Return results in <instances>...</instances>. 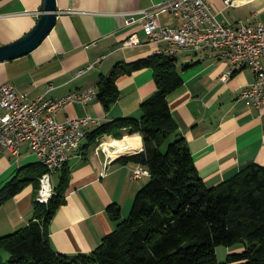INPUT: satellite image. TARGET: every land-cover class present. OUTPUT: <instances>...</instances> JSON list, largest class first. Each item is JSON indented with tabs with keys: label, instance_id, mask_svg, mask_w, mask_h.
Masks as SVG:
<instances>
[{
	"label": "crops",
	"instance_id": "crops-1",
	"mask_svg": "<svg viewBox=\"0 0 264 264\" xmlns=\"http://www.w3.org/2000/svg\"><path fill=\"white\" fill-rule=\"evenodd\" d=\"M167 1L57 0L58 18L49 37L31 54L0 63V85L13 83L17 93L26 95L29 101L40 97L59 101L75 92L97 89L100 79L110 77L117 65L128 66L165 49V44L148 42L140 13L159 12ZM208 1L221 23L235 28L264 24V0H238L233 7H227L222 0ZM43 4L44 0H0V47L33 31ZM134 13L140 21L127 26V17ZM158 18L162 27L182 26V21L169 12L159 13ZM133 35L141 44L125 46ZM173 60L183 84L167 101L179 137L187 141L206 187H217L252 164L264 167V110L247 108L240 99L243 89L255 83L254 71L229 65L220 50H178ZM90 66L94 67L78 75ZM228 73L231 76L225 83L222 77ZM117 86L120 98L108 112L96 98L85 106L72 104L56 115L59 122L86 116L96 120L85 130L81 149L68 163L72 175L67 203L49 225L51 244L63 255H89L99 248L116 229L108 208L118 206L122 219H127L138 192L150 179L135 180L133 170L140 164L127 161L144 151L140 134H131L127 129L115 131L98 139L95 147L89 146L88 136L99 127L121 119L140 120L141 105L158 89L154 71L149 68L121 77ZM127 147L134 149L118 151ZM33 166L38 170H27ZM44 171L26 143L19 156L10 151L1 155L0 190L16 177L30 182L21 193L0 205V238L35 219L38 179ZM60 174L54 177L60 178ZM58 184L59 180L54 187ZM243 250V245L228 249L229 255Z\"/></svg>",
	"mask_w": 264,
	"mask_h": 264
},
{
	"label": "trees",
	"instance_id": "trees-1",
	"mask_svg": "<svg viewBox=\"0 0 264 264\" xmlns=\"http://www.w3.org/2000/svg\"><path fill=\"white\" fill-rule=\"evenodd\" d=\"M146 68L154 71L158 89L141 105L142 118L116 120L88 136L91 147L115 131L127 129L142 136L144 151L127 161L146 167L150 179L138 192L129 217L123 220L118 206L109 207L107 214L116 229L89 255L55 251L49 225L67 203L72 175L67 164L49 204L36 202L35 219L0 238V264H264V167L252 164L231 180L206 187L187 141L179 137L167 101L183 84L173 58L155 55L128 66L117 65L110 77L100 79L97 98L108 112L120 98L118 80ZM29 182L20 177L10 181L0 190V205ZM238 245L244 246L242 252L219 262V247Z\"/></svg>",
	"mask_w": 264,
	"mask_h": 264
},
{
	"label": "built area",
	"instance_id": "built-area-1",
	"mask_svg": "<svg viewBox=\"0 0 264 264\" xmlns=\"http://www.w3.org/2000/svg\"><path fill=\"white\" fill-rule=\"evenodd\" d=\"M233 7L238 0H222ZM169 12L182 21L179 28L162 27L159 13ZM143 15L144 32L152 45L165 44L157 55L173 58L178 50H220L227 63L237 69L251 68L255 75L254 84L243 89L240 99L247 108L264 110V24L241 25L238 28L217 20L208 0H168L159 7V12ZM140 20L129 14L126 25ZM96 45V43H94ZM141 41L137 35L129 37L124 45L137 47ZM94 66L79 71L82 76ZM231 73L222 77L228 82ZM52 89V87H51ZM98 95L97 89L75 92L54 101L40 97L29 101L19 95L13 83L0 85V157L5 151L19 156L23 144H28L37 156L45 173L39 178L36 202L48 205L55 194L53 177L67 165L74 153L81 149L86 138L85 130L96 120L92 116L59 122L56 115L72 105H88ZM106 173H104L105 175ZM150 177V171L141 165L133 170L135 180Z\"/></svg>",
	"mask_w": 264,
	"mask_h": 264
},
{
	"label": "water",
	"instance_id": "water-1",
	"mask_svg": "<svg viewBox=\"0 0 264 264\" xmlns=\"http://www.w3.org/2000/svg\"><path fill=\"white\" fill-rule=\"evenodd\" d=\"M58 13L57 0H44L33 31L15 43L0 47V63L27 56L39 48L55 28Z\"/></svg>",
	"mask_w": 264,
	"mask_h": 264
},
{
	"label": "rangeland",
	"instance_id": "rangeland-1",
	"mask_svg": "<svg viewBox=\"0 0 264 264\" xmlns=\"http://www.w3.org/2000/svg\"><path fill=\"white\" fill-rule=\"evenodd\" d=\"M53 185L55 186L56 183H58L59 180V176L57 175V177H53ZM149 182V180L147 181ZM217 255H218V260L220 263H225L227 260V256L229 255V251L228 248L226 247H219L217 249Z\"/></svg>",
	"mask_w": 264,
	"mask_h": 264
},
{
	"label": "bare ground",
	"instance_id": "bare-ground-1",
	"mask_svg": "<svg viewBox=\"0 0 264 264\" xmlns=\"http://www.w3.org/2000/svg\"><path fill=\"white\" fill-rule=\"evenodd\" d=\"M106 146V145H105ZM135 147V146H134ZM130 148H133V147H127V148H120V149H118V151H121V152H123V151H128L129 152V150H130ZM134 149V148H133ZM132 149V150H133Z\"/></svg>",
	"mask_w": 264,
	"mask_h": 264
}]
</instances>
